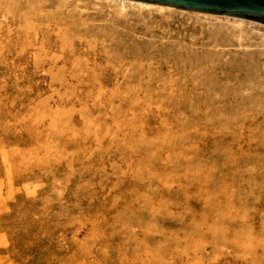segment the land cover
<instances>
[{"label":"rangeland","instance_id":"1","mask_svg":"<svg viewBox=\"0 0 264 264\" xmlns=\"http://www.w3.org/2000/svg\"><path fill=\"white\" fill-rule=\"evenodd\" d=\"M119 8L0 0V264H264V27Z\"/></svg>","mask_w":264,"mask_h":264},{"label":"bare ground","instance_id":"2","mask_svg":"<svg viewBox=\"0 0 264 264\" xmlns=\"http://www.w3.org/2000/svg\"><path fill=\"white\" fill-rule=\"evenodd\" d=\"M71 1V0H70ZM96 1V0H95ZM107 2L108 1H110V2H112V3H114V4H116L117 6H119L120 8H121V10H125V9H127L128 7H138V8H141V10L142 9H151V10H159V11H180V12H187V13H192V14H195V15H198V17H200V16H203V18L204 17H207V18H216V19H220V22H221V20L222 21H227V22H232V23H234V25L235 24H237V25H239V26H243V25H245V24H253V25H257V26H262V27H264V23H262V22H259V21H256V20H251V19H247V18H243V17H238V16H231V15H227V14H215V13H208V12H202V11H195V10H188V9H182V8H177V7H174V6H170V5H163V4H157V3H151V2H146V1H140V0H106ZM89 2V1H88ZM62 4V3H61ZM67 4V3H66ZM96 4V3H95ZM64 6H65V4H64ZM75 7H76V5H75ZM119 8V9H120ZM116 9H118V8H116ZM120 10V11H121ZM143 11H146V10H143ZM130 12V11H129ZM122 13V12H121ZM139 13V12H138ZM143 13V12H142ZM149 13V12H148ZM151 13H153V12H151ZM127 14V13H126ZM119 16V15H118ZM209 20V19H208ZM216 21V20H215ZM232 25V24H231ZM214 27H216V26H214ZM219 27H220V25H219ZM248 29V28H247ZM258 29V28H257ZM219 30V29H218ZM249 32V31H248ZM136 49V48H135ZM140 51V50H139ZM187 57V56H186ZM195 57V56H194ZM176 58V57H175ZM191 58V57H190ZM193 58V57H192ZM176 60V59H175ZM182 60H184V59H182ZM204 60V59H203ZM203 60H202V62H203ZM177 61V60H176ZM176 61H175V63H176ZM188 61V60H187ZM178 62V61H177ZM179 62H182V61H179ZM189 62V61H188ZM207 62H209V61H207ZM184 63H186V62H184ZM200 63V62H199ZM197 64V63H196ZM204 64V63H203ZM178 65H179V63H178ZM182 65V64H181ZM186 65H187V63H186ZM205 65V64H204ZM184 66V65H183ZM207 66H208V64H207ZM209 66H210V64H209ZM229 66V65H228ZM180 67V66H179ZM178 67V68H179ZM211 67V66H210ZM227 67V66H226ZM181 68V67H180ZM183 68H186L185 66L183 67ZM194 68H195V66H194ZM199 68V67H198ZM228 68V67H227ZM207 70V69H206ZM183 72V71H182ZM248 74V73H247ZM250 74V73H249ZM258 77V76H257ZM129 78V77H128ZM134 78V77H133ZM131 79V78H130ZM128 80V79H127ZM134 80V79H133ZM132 80V81H133ZM135 81V80H134ZM263 81V80H262ZM128 82V81H127ZM238 82V81H237ZM239 83V82H238ZM241 84H242V82H241ZM121 85V84H120ZM139 85V84H138ZM137 85V86H138ZM211 85V84H210ZM127 86V85H126ZM136 86V85H135ZM121 87H123V84L120 86V88ZM124 87H125V85H124ZM134 87V86H133ZM165 87V86H164ZM180 87V86H179ZM135 88V87H134ZM166 88V87H165ZM131 89V88H130ZM130 89H128V90H130ZM164 89V88H163ZM168 89V88H167ZM119 90V89H118ZM120 90H122V89H120ZM124 90V89H123ZM148 90V89H147ZM146 90V91H147ZM150 90V89H149ZM152 90V89H151ZM162 90V89H161ZM139 91V90H138ZM146 91H145V93H146ZM210 91V90H209ZM118 92V91H117ZM150 93H151V91H149ZM121 93V92H120ZM124 93V92H123ZM144 93V94H145ZM258 94H259V92H257ZM261 93H263V92H261ZM105 94V93H104ZM108 94V93H107ZM148 94V93H147ZM254 94H252V96H253ZM255 95H256V92H255ZM112 96V95H111ZM134 96V95H133ZM150 96V95H149ZM262 96V95H261ZM120 97V96H119ZM140 98H141V96H140ZM253 98V97H252ZM124 99V98H123ZM126 99V98H125ZM124 99V100H125ZM150 99V98H149ZM258 101V100H257ZM139 102V101H138ZM210 102V101H209ZM261 102V101H260ZM143 104V103H142ZM262 104V103H261ZM264 104V103H263ZM263 104H262V106H263ZM146 105V104H145ZM213 105V104H212ZM115 106V105H114ZM237 106V105H236ZM235 106V107H236ZM142 107H143V105H142ZM148 107V106H147ZM159 107V106H158ZM162 107V106H161ZM210 107V106H209ZM209 107H207V108H209ZM225 107V106H224ZM234 107V106H233ZM165 108V107H164ZM169 108V107H168ZM228 108H230L229 106H228ZM149 110V109H148ZM152 110V109H151ZM231 110V109H230ZM234 110V109H233ZM261 110V109H260ZM49 111H51V109L49 110ZM207 111H208V109H207ZM210 111V110H209ZM52 112V111H51ZM50 112V113H51ZM150 112V111H149ZM129 114H130V112H129ZM151 114V113H150ZM161 115V114H160ZM238 115H239V113H238ZM169 116V115H168ZM51 118L49 117V120H50ZM144 120V119H143ZM178 120V119H177ZM241 123V122H240ZM264 124V123H263ZM216 126H218V125H216ZM209 127V126H208ZM212 127V126H211ZM228 127V126H227ZM205 128V127H204ZM221 128V127H220ZM232 130V129H231ZM254 130V129H253ZM200 131V130H199ZM206 131H207V129H206ZM234 131V130H233ZM205 135H207L206 133H205ZM141 137H143V136H141ZM144 138V137H143ZM96 141V140H95ZM245 142V141H244ZM220 154V153H219ZM224 154H226V153H224ZM223 154V155H224ZM254 158V157H253ZM154 161V160H153ZM175 161V160H174ZM194 162V161H193ZM173 164V163H172ZM233 164V163H232ZM243 164V163H242ZM183 165V164H182ZM175 166V165H174ZM180 165H178V167H179ZM252 168V167H251ZM256 168V167H255ZM142 169H143V167H142ZM216 169V168H215ZM53 170V169H52ZM246 170H249V169H246ZM254 170V169H253ZM225 172V171H224ZM159 173V172H158ZM46 174H47V172H46ZM46 174H44V175H46ZM227 174V173H226ZM155 175V174H154ZM240 175V174H239ZM242 175V174H241ZM246 175V174H245ZM248 175V174H247ZM172 176V175H171ZM173 176H174V174H173ZM176 176V175H175ZM174 176V177H175ZM226 176V175H225ZM230 176V175H229ZM155 177V176H154ZM213 177V176H212ZM156 178V177H155ZM154 178V179H155ZM169 178V177H168ZM172 178V177H171ZM230 178V177H229ZM153 179V180H154ZM180 179V178H179ZM39 180V179H38ZM170 180V179H169ZM175 180V179H174ZM9 181V180H8ZM34 181V180H33ZM36 181V180H35ZM80 181V180H79ZM149 181V180H148ZM214 181V180H213ZM30 182V181H29ZM37 182V181H36ZM38 182H41V181H38ZM68 182V181H67ZM146 182V181H145ZM144 182V183H145ZM169 182V181H168ZM218 182V181H217ZM231 182V181H230ZM26 183V182H25ZM34 183V182H33ZM195 183V182H194ZM28 184V183H27ZM41 183H39V185H40ZM96 184V183H95ZM130 184V183H129ZM141 184V183H140ZM139 184V185H140ZM152 184H153V181H152ZM154 184H155V182H154ZM222 184H223V182H222ZM244 184V183H243ZM29 185V184H28ZM38 184L36 183V186H37ZM41 185H43V184H41ZM67 185H68V183H67ZM81 185H83V184H81ZM138 185V184H137ZM143 185H145V184H143ZM245 185V184H244ZM187 186V185H186ZM32 187V186H31ZM40 187V186H39ZM93 187H96V186H93ZM140 187V186H139ZM29 188V187H28ZM147 188L149 189V187L147 186ZM153 188H154V186H153ZM33 189V188H32ZM82 189V188H81ZM147 189V190H148ZM151 189V188H150ZM78 190H80V189H78ZM156 190H157V188H156ZM215 190H216V188H215ZM31 191V190H30ZM70 191V190H69ZM149 191H151V190H149ZM148 191V192H149ZM217 191H219V190H217ZM232 190H230L229 192H231ZM157 192V191H156ZM228 192V193H229ZM243 192V191H242ZM150 193V192H149ZM64 194V193H63ZM130 194V193H129ZM168 194V193H167ZM241 194H243V193H241ZM236 195V194H235ZM60 196V195H59ZM72 196V195H71ZM123 197V196H122ZM246 197V196H245ZM244 197V198H245ZM47 198V197H46ZM79 198V197H78ZM136 198V197H135ZM43 199V198H42ZM215 199H217V198H215ZM238 200V199H237ZM249 200V199H248ZM51 201V200H50ZM46 203H47V201H46ZM56 203V202H55ZM54 203V204H55ZM244 203H245V201H244ZM53 204V203H52ZM117 204V203H116ZM121 204V203H120ZM175 204V203H174ZM222 204V203H221ZM221 204H220V206H221ZM239 204H241V201H240V203ZM248 204H249V201H248ZM248 204L247 205H245V206H248ZM50 205V204H49ZM187 205V204H186ZM213 205H215V204H213ZM2 206V205H1ZM51 206H53V205H51ZM58 206V205H57ZM167 206V205H166ZM216 206V205H215ZM47 207V206H46ZM162 207V206H161ZM173 211V210H172ZM215 211V210H214ZM226 211V210H225ZM50 212V211H49ZM160 212H161V210H160ZM218 212V211H217ZM201 213V212H200ZM216 213V212H215ZM53 214H54V212H53ZM56 214V213H55ZM54 214V215H55ZM160 214V213H159ZM229 214V213H228ZM197 215V214H196ZM230 215V214H229ZM233 215V214H232ZM200 216V215H199ZM54 217V216H53ZM131 217V216H130ZM161 218V217H160ZM202 220H203V218H202ZM100 222V221H99ZM229 222V221H228ZM230 223V222H229ZM121 224V223H120ZM122 225V224H121ZM200 225H202V224H200ZM18 226V225H17ZM41 227V226H40ZM163 227V226H162ZM195 228V227H194ZM225 228H226V226H225ZM1 229V228H0ZM165 230V229H164ZM185 231V230H184ZM205 231V230H204ZM17 232H20L19 230L17 231ZM177 232V231H176ZM173 233V232H172ZM175 233V232H174ZM187 233V232H186ZM15 234H16V232H15ZM23 236V235H22ZM86 239V238H85ZM199 240V239H198ZM201 240V239H200ZM201 242V241H200ZM196 243V242H195ZM198 243V242H197ZM209 243H210V241H209ZM200 244V243H199ZM211 244V243H210ZM176 250V249H175ZM184 251V250H183ZM120 254V253H119ZM118 254V255H119ZM108 256V255H107ZM112 256V255H111ZM114 258V257H113Z\"/></svg>","mask_w":264,"mask_h":264},{"label":"water","instance_id":"3","mask_svg":"<svg viewBox=\"0 0 264 264\" xmlns=\"http://www.w3.org/2000/svg\"><path fill=\"white\" fill-rule=\"evenodd\" d=\"M177 8L227 14L264 23V0H140Z\"/></svg>","mask_w":264,"mask_h":264}]
</instances>
